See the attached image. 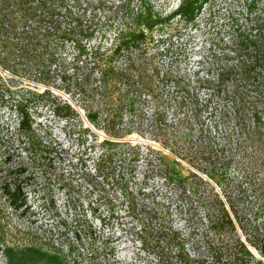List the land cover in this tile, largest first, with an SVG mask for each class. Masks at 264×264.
Listing matches in <instances>:
<instances>
[{"label": "rangeland", "instance_id": "obj_1", "mask_svg": "<svg viewBox=\"0 0 264 264\" xmlns=\"http://www.w3.org/2000/svg\"><path fill=\"white\" fill-rule=\"evenodd\" d=\"M124 1L79 0L56 62L45 55L12 71L0 49V163L27 195L14 209L0 189V264H213L209 210L242 242L244 259L233 264H264V156L224 93L259 36L264 0H208L193 21L174 16L145 43L114 53L122 21L113 12ZM148 1L166 16L182 0ZM109 65L132 80L155 74L153 93L113 100L110 125L128 130L120 138L106 134L105 99L91 95ZM19 108L54 148L23 150ZM258 127L264 132V121ZM105 140L121 142L115 161L101 160Z\"/></svg>", "mask_w": 264, "mask_h": 264}, {"label": "trees", "instance_id": "obj_2", "mask_svg": "<svg viewBox=\"0 0 264 264\" xmlns=\"http://www.w3.org/2000/svg\"><path fill=\"white\" fill-rule=\"evenodd\" d=\"M71 1L73 0H0V49L2 53L7 52L4 67L12 71L18 69L22 71L24 67L38 65L41 58L45 59V55L52 63L58 61L61 58L56 53L58 41L78 24L79 14L75 15L73 7H78L79 0H74V5ZM207 1L182 0L177 9L166 16H163L148 0H140L139 6H132L127 0L118 4L113 14L120 16L122 24L115 36L114 53L145 43L156 26L168 23L174 16L178 15L185 21H193ZM262 25L259 36L255 35L249 40L246 48L248 60H243V63L238 66V72L232 79L231 87L225 89L224 93L225 99L233 104L232 114L237 124L241 126L245 139L256 150L258 149V155L264 156V148L261 147L264 142V132L258 127L264 121V93L261 90L264 86V24ZM130 75L126 69L109 65L101 69L99 83L91 89V95L95 94L94 96H100L101 100L105 99L101 102L100 111L104 112V119L108 124L106 134L109 137L120 138L124 135V131H128L122 128L121 132L119 128L116 129L114 123L110 125V117L112 111H116V104H128L133 97L130 94H134L133 92L153 93L154 91L155 74L149 75L145 69L136 74L135 80H132L133 76ZM132 86L134 89L130 90ZM121 89L124 90L123 93L119 92ZM116 98L119 102L115 104L113 100ZM115 113L120 120V112ZM18 114L16 135L18 142L23 144V150L37 156L40 152L37 147L40 145L43 149L54 148L52 143H45L40 134L35 131L34 118L27 109L19 108ZM103 143L109 146L101 154L102 161L108 157L115 161V156L122 154L119 149L121 142L105 140ZM0 146H2L1 141ZM4 172L0 163L1 193L12 208H24L27 205L24 185L16 177ZM259 198L264 199V196L260 193ZM207 216L210 218L208 224L211 232L225 228L224 233L226 227L229 229L222 238L219 235L222 233L217 230L212 237H209L208 247L216 256L212 263L233 264L237 263L236 259H244L236 247L240 240L230 233L235 228L224 223L220 218L217 221L214 220L216 216L214 210H209ZM216 222L219 228H216ZM239 245H242V242H239ZM235 248H237L236 251ZM91 250L90 256L94 259L96 253L94 248ZM62 264L71 263L63 259Z\"/></svg>", "mask_w": 264, "mask_h": 264}]
</instances>
